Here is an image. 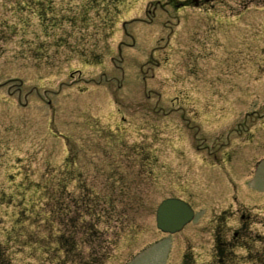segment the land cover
I'll return each instance as SVG.
<instances>
[{
	"label": "rangeland",
	"instance_id": "rangeland-1",
	"mask_svg": "<svg viewBox=\"0 0 264 264\" xmlns=\"http://www.w3.org/2000/svg\"><path fill=\"white\" fill-rule=\"evenodd\" d=\"M190 1L0 0V264H264V0Z\"/></svg>",
	"mask_w": 264,
	"mask_h": 264
},
{
	"label": "water",
	"instance_id": "water-1",
	"mask_svg": "<svg viewBox=\"0 0 264 264\" xmlns=\"http://www.w3.org/2000/svg\"><path fill=\"white\" fill-rule=\"evenodd\" d=\"M195 217L192 207L177 198H168L160 203L156 211L157 228L167 234L183 230Z\"/></svg>",
	"mask_w": 264,
	"mask_h": 264
},
{
	"label": "flooded vegetation",
	"instance_id": "flooded-vegetation-1",
	"mask_svg": "<svg viewBox=\"0 0 264 264\" xmlns=\"http://www.w3.org/2000/svg\"><path fill=\"white\" fill-rule=\"evenodd\" d=\"M210 1L211 0H205V2H210ZM190 4L194 5L195 7H198L199 5H201V2H200V0H191ZM235 236H237V234H235ZM220 244L222 246L224 244V242H221ZM219 248L221 249V247H219ZM220 255L222 256V254H220ZM220 260H221V262H224V259H220Z\"/></svg>",
	"mask_w": 264,
	"mask_h": 264
},
{
	"label": "bare ground",
	"instance_id": "bare-ground-1",
	"mask_svg": "<svg viewBox=\"0 0 264 264\" xmlns=\"http://www.w3.org/2000/svg\"><path fill=\"white\" fill-rule=\"evenodd\" d=\"M112 114V110H109L108 112H105V118Z\"/></svg>",
	"mask_w": 264,
	"mask_h": 264
}]
</instances>
